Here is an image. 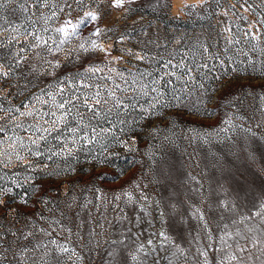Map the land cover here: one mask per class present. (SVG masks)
<instances>
[{
	"label": "snow or ice",
	"instance_id": "1",
	"mask_svg": "<svg viewBox=\"0 0 264 264\" xmlns=\"http://www.w3.org/2000/svg\"><path fill=\"white\" fill-rule=\"evenodd\" d=\"M225 4L180 9L201 27L223 11L215 37L169 40L149 22L133 44L136 29L121 25L170 12L171 0H0V264H264V134L235 123L239 115L191 129L189 146L228 145L209 149L210 178L188 170L200 167L196 155L184 150L186 167L163 149L174 132L161 140L178 127L166 110L211 120L207 105L227 83L264 89V59L248 55L264 57V0ZM249 68L257 75L244 77ZM115 148L133 157L129 168ZM82 157L91 166L83 185ZM136 166L118 189L97 185ZM54 184L69 188L63 201Z\"/></svg>",
	"mask_w": 264,
	"mask_h": 264
},
{
	"label": "rangeland",
	"instance_id": "2",
	"mask_svg": "<svg viewBox=\"0 0 264 264\" xmlns=\"http://www.w3.org/2000/svg\"><path fill=\"white\" fill-rule=\"evenodd\" d=\"M199 0H171L172 9L170 12L162 13L159 16H153L152 14L145 15L144 20L141 22H138L136 24H133V20L137 19V17H133V20L127 21L126 25H121L122 28L128 27V28H134L136 29L135 32H133V40L132 43L134 44L136 40H143L147 39L145 36L139 35V30L142 27H146L149 22H151L154 26L159 27L160 29V35L161 37H164L165 35L169 40H171L173 37L186 34L190 41H195L197 37H200L201 39L208 37L209 33L212 34L213 37L216 35V31L221 30L222 26L219 23V21L223 18V11H220L219 16L213 17L212 20L204 21L203 27H201V22L196 23H188V17L182 15L180 9L183 7L185 3L187 4H194L198 3ZM234 4V0H226L225 7L227 5ZM14 7V5H8L9 10H11ZM197 11H200L197 9ZM245 16H248L249 20L254 19L253 17L249 16L248 13H242ZM26 15V14H25ZM179 16L181 23H176L175 18ZM229 19H234L233 17H229ZM13 22L14 23H23V15L20 13H14L13 14ZM108 21H106L107 23ZM237 23H242L240 21H237ZM182 27L183 29L181 32H176L173 27ZM151 34V30H150ZM7 33H4V35L0 36V39H5L7 37ZM47 35V34H46ZM172 48L178 47L177 44L173 43L171 45ZM245 51H248L247 48H245ZM231 55L237 56V58L240 61H244L246 58L243 54H238L235 51L230 53ZM248 55L251 56L254 60H261L264 59V57L257 56L255 53L248 52ZM126 66V65H121ZM241 67H245V65L241 64L239 65ZM259 67V65H257ZM257 73L252 72V70L249 68L248 71L243 73L244 77L249 76H256ZM260 96H264V89H261L258 86V82L255 79H240L235 80L232 82H229L226 84V86L223 88L221 92H219L216 96L213 97L212 102L207 105L209 110H214L216 112V115L211 118V120H207L203 117H194L190 115H185L183 113H175L174 111H169L168 115L165 117V120L168 119H174L177 121L178 127L173 129H165L161 133V140L164 135H171L172 132L175 133L174 136H172V139L174 140L173 144H169L167 142H163V149L168 152V154L179 164L184 163V165L187 167L188 164V156L184 154V150L186 149L189 154L196 155V160L199 162L200 167L197 169L188 168L189 171L195 172H201L205 171L208 174V177L210 178L213 173L215 172V169L212 167L213 157L209 154V149L212 151H215L217 154H223L226 150V147L228 146L226 143H213L211 145L207 146H201V145H192L189 146V142L187 139H184L183 137L190 134V130L195 129H210L212 126H220V122L228 118L229 116L235 117L237 115L244 117L243 120H234L237 124H242L245 127H252L258 134H264V101L260 99ZM223 98V99H222ZM191 100L195 101V95L190 98ZM157 123H162L161 121H157ZM259 124L261 127H256V125ZM237 134H240L239 129H237ZM140 140V148L141 150L145 147V137L141 136L138 138ZM178 145V147H177ZM195 148V153L193 149ZM110 153L118 154L119 156L123 157V159H120L117 161V163L123 167V168H129V159L133 158L130 157L129 154L123 152V150L119 148L110 149ZM140 158V157H135ZM78 170L82 169V171H78L77 179L81 181V185L86 184L87 181L91 178L88 175L89 168L91 167L88 163L85 162L84 158H81V163L77 166ZM113 172L112 168L102 167L100 169H97L96 172ZM139 171V166L132 167L130 171H128L123 177H121L119 180L116 181L115 184H112L111 177H109L108 180L104 181L102 184L100 181H97V185L102 187L103 191H109L110 189H118L121 185H125L128 183V181L134 179L137 175V172ZM95 174V173H94ZM202 179H206L205 177H201ZM78 185L76 188L75 195L79 197L81 195L80 193V186ZM207 187V182L206 185ZM51 188L56 189L59 192V198L61 201L66 199V193L69 192V188L65 186H61L60 184H54L51 185ZM51 196H55V192L47 193ZM87 198L91 199L93 198V193L89 192L86 194ZM41 208L43 206H40ZM45 216L51 215L50 212L44 211ZM39 224L43 225L44 227H47L46 224H44L43 221H38ZM20 225H17V228H19ZM41 239V236L39 234L36 235V237L33 239V243H36L38 240ZM24 243H28L25 241ZM33 255H39V253H33Z\"/></svg>",
	"mask_w": 264,
	"mask_h": 264
},
{
	"label": "trees",
	"instance_id": "3",
	"mask_svg": "<svg viewBox=\"0 0 264 264\" xmlns=\"http://www.w3.org/2000/svg\"><path fill=\"white\" fill-rule=\"evenodd\" d=\"M173 29L176 31V32H181V30L183 29L182 27H177V26H174Z\"/></svg>",
	"mask_w": 264,
	"mask_h": 264
}]
</instances>
